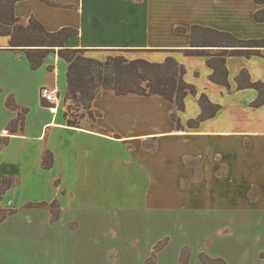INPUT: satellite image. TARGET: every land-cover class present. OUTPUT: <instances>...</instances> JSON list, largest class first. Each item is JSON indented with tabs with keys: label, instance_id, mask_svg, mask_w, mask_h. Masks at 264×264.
<instances>
[{
	"label": "crops",
	"instance_id": "0c3cea01",
	"mask_svg": "<svg viewBox=\"0 0 264 264\" xmlns=\"http://www.w3.org/2000/svg\"><path fill=\"white\" fill-rule=\"evenodd\" d=\"M261 9L254 0L17 1L24 24L77 30L66 46L88 57L174 58L197 94L179 111L160 96L104 90L94 127H71L67 61L51 51L33 69L0 36V207L16 210L0 223V264H145L160 242L155 264H181L184 250L187 264L201 255L264 264V105L252 106L257 89L239 88L264 83ZM194 26L261 40L262 56H228L229 87L217 84L206 57L185 54ZM43 87L57 90L54 107ZM202 95L219 110L200 120ZM6 177L14 185L1 193ZM55 201V222L49 206L25 207Z\"/></svg>",
	"mask_w": 264,
	"mask_h": 264
},
{
	"label": "trees",
	"instance_id": "16d2710c",
	"mask_svg": "<svg viewBox=\"0 0 264 264\" xmlns=\"http://www.w3.org/2000/svg\"><path fill=\"white\" fill-rule=\"evenodd\" d=\"M19 0H0V36L10 37L12 50L25 51L33 69H38L44 63V58L51 51H57L58 55L68 63L67 81L68 89L65 96L67 109L65 117L71 127L82 128V122L88 116L95 120L97 113L93 110V102L99 98L104 90L113 91L118 96H160L177 105L179 111L185 109V98L197 94L196 88L188 84L184 76L186 68L174 58L170 57L163 63H153L145 59L129 60L122 55H110L101 61L88 57L86 50L71 49L66 46L67 41L78 35V31L72 28H64L57 32H48L35 18H31L27 24L15 15V4ZM263 5L264 0H254ZM255 19L264 22V9L255 14ZM212 48H218L213 52ZM261 40H241L230 33L219 32L213 29L194 26L192 28V47L185 50L187 56L206 57L208 65L213 69L211 80L217 84L229 87L226 58L228 56H262ZM245 73L242 74V77ZM252 87L259 91V98L252 104L253 107L264 105V83L242 82L239 88ZM8 106L13 107L11 100ZM47 107H53L43 101ZM200 105L203 109L200 120L215 115L219 106L210 103L205 95L200 97ZM176 119V117L174 116ZM23 120L20 113L17 124ZM12 124V125H13ZM51 154L46 151L43 167L50 169L52 166ZM14 185V180L4 178L1 193ZM49 206L52 213V222L59 217L58 202L50 205L46 203H29L26 208H39ZM16 210H5L0 207V223ZM165 242H160L154 249L152 256L145 264H155L157 253L164 247ZM190 254L184 250L181 256V264H187ZM203 264H226L222 259H212L201 255Z\"/></svg>",
	"mask_w": 264,
	"mask_h": 264
},
{
	"label": "built area",
	"instance_id": "2783aa9c",
	"mask_svg": "<svg viewBox=\"0 0 264 264\" xmlns=\"http://www.w3.org/2000/svg\"><path fill=\"white\" fill-rule=\"evenodd\" d=\"M57 90L49 88V87H43L41 89V98L43 101L50 103L51 105L56 104L58 97H57Z\"/></svg>",
	"mask_w": 264,
	"mask_h": 264
},
{
	"label": "rangeland",
	"instance_id": "374dc122",
	"mask_svg": "<svg viewBox=\"0 0 264 264\" xmlns=\"http://www.w3.org/2000/svg\"><path fill=\"white\" fill-rule=\"evenodd\" d=\"M127 56L131 57V56H135V54H126ZM66 104V103H65ZM66 107H67V104H66ZM82 126L83 127H94L93 126V123H92V120L89 119V117L87 116L85 120H83L82 122Z\"/></svg>",
	"mask_w": 264,
	"mask_h": 264
}]
</instances>
